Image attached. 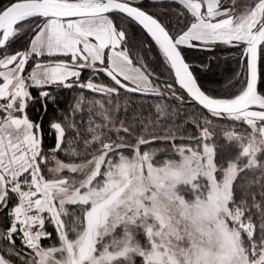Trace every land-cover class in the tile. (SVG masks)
I'll use <instances>...</instances> for the list:
<instances>
[{"label":"snow or ice","instance_id":"1","mask_svg":"<svg viewBox=\"0 0 264 264\" xmlns=\"http://www.w3.org/2000/svg\"><path fill=\"white\" fill-rule=\"evenodd\" d=\"M0 264H264V0H0Z\"/></svg>","mask_w":264,"mask_h":264}]
</instances>
